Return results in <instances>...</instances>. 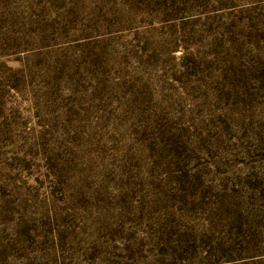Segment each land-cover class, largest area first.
<instances>
[{
	"label": "rangeland",
	"instance_id": "rangeland-1",
	"mask_svg": "<svg viewBox=\"0 0 264 264\" xmlns=\"http://www.w3.org/2000/svg\"><path fill=\"white\" fill-rule=\"evenodd\" d=\"M0 264H264V0H0Z\"/></svg>",
	"mask_w": 264,
	"mask_h": 264
}]
</instances>
